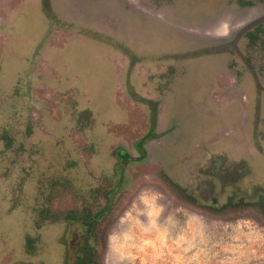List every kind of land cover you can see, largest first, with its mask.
I'll list each match as a JSON object with an SVG mask.
<instances>
[{
	"label": "rangeland",
	"instance_id": "rangeland-1",
	"mask_svg": "<svg viewBox=\"0 0 264 264\" xmlns=\"http://www.w3.org/2000/svg\"><path fill=\"white\" fill-rule=\"evenodd\" d=\"M260 195L264 0H0V264H264Z\"/></svg>",
	"mask_w": 264,
	"mask_h": 264
},
{
	"label": "trees",
	"instance_id": "trees-1",
	"mask_svg": "<svg viewBox=\"0 0 264 264\" xmlns=\"http://www.w3.org/2000/svg\"><path fill=\"white\" fill-rule=\"evenodd\" d=\"M239 4L241 5H247L249 2H244V1H239ZM263 33L262 26H257L254 27L253 29L245 32L244 37L247 38L248 43L255 45L260 41V35ZM171 186L178 191H180L188 200H191L192 202H195L193 200V197L190 195L186 194V190L179 185H177L174 182H170ZM238 204H243V205H250L255 207L260 214L264 217V198L262 195L259 196L258 200L255 202H248L244 200L243 198H238L237 201L234 200L233 197L227 198L226 202L221 206L222 208H227V207H234L238 208ZM107 206L105 207V211H107ZM102 212V211H101ZM98 215H87L88 217V226L87 230L85 231V235L80 243V245L77 247V250L74 253V257L72 260H69L68 258L64 260L63 264H98V259H97V249L91 244L93 240V235H92V221L95 220V217L98 218Z\"/></svg>",
	"mask_w": 264,
	"mask_h": 264
},
{
	"label": "flooded vegetation",
	"instance_id": "flooded-vegetation-1",
	"mask_svg": "<svg viewBox=\"0 0 264 264\" xmlns=\"http://www.w3.org/2000/svg\"><path fill=\"white\" fill-rule=\"evenodd\" d=\"M240 5H241V4H240ZM249 5H250V3L248 4V6H249ZM251 5H252V4H251ZM241 6H242V5H241ZM247 31H249V30H247ZM247 31H245V32H247ZM245 32H243V36H244ZM244 38H245V37H244ZM245 39H246V42H247V46H248V47H251V46H255V45H256V44H255V45L249 44L247 38H245ZM150 111L152 112L153 109H150ZM148 124H149V127H151V130L148 131V133H147V135H146L145 137H143L142 139H140V141L138 142V147H139V148L142 147V146H143L142 143H143L146 139H148V137H149L150 135H152V133H153V129H152V127H156V118L154 117V113H153V115H152L151 113H149ZM118 155H119V158L123 160L122 165H121V171H123L124 166H125L129 161H134V160H137V159H140V158L143 157V156H141V157L129 156V155H127V154L124 153V152H118Z\"/></svg>",
	"mask_w": 264,
	"mask_h": 264
},
{
	"label": "bare ground",
	"instance_id": "bare-ground-1",
	"mask_svg": "<svg viewBox=\"0 0 264 264\" xmlns=\"http://www.w3.org/2000/svg\"><path fill=\"white\" fill-rule=\"evenodd\" d=\"M172 95V94H171ZM179 100V99H178Z\"/></svg>",
	"mask_w": 264,
	"mask_h": 264
}]
</instances>
